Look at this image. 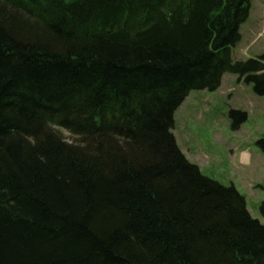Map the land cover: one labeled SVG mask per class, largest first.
Returning <instances> with one entry per match:
<instances>
[{
    "label": "trees",
    "instance_id": "1",
    "mask_svg": "<svg viewBox=\"0 0 264 264\" xmlns=\"http://www.w3.org/2000/svg\"><path fill=\"white\" fill-rule=\"evenodd\" d=\"M249 13L250 0H0V264H264L244 197L171 132L189 92L226 73L264 98V50L232 59Z\"/></svg>",
    "mask_w": 264,
    "mask_h": 264
},
{
    "label": "rangeland",
    "instance_id": "2",
    "mask_svg": "<svg viewBox=\"0 0 264 264\" xmlns=\"http://www.w3.org/2000/svg\"><path fill=\"white\" fill-rule=\"evenodd\" d=\"M234 61L255 58L264 50V0H250L249 18L240 28ZM244 114L236 129L229 113ZM172 135L184 157L200 173L222 186H233L245 199L250 216L264 226V154L256 142L264 137V98L233 74L222 76L214 91H191L173 115ZM67 142L76 138L57 129Z\"/></svg>",
    "mask_w": 264,
    "mask_h": 264
}]
</instances>
